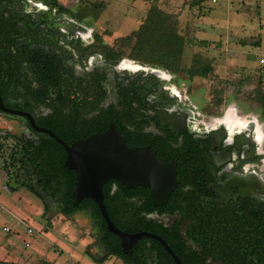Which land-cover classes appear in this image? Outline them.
Masks as SVG:
<instances>
[{"label": "flooded vegetation", "instance_id": "1", "mask_svg": "<svg viewBox=\"0 0 264 264\" xmlns=\"http://www.w3.org/2000/svg\"><path fill=\"white\" fill-rule=\"evenodd\" d=\"M61 7L49 0H0L3 187H32L28 152L63 157L64 164L60 142L69 147L113 125L128 148H148L173 165L176 180L165 200L113 179L102 187L119 230L149 236L123 254L124 264H264V124L233 109L206 123L182 102L169 75L109 58L88 19ZM68 175L56 174L59 211ZM34 184L35 196L46 204L54 200L45 184ZM89 201L95 204L84 199L73 208ZM101 245V258L109 256Z\"/></svg>", "mask_w": 264, "mask_h": 264}, {"label": "rangeland", "instance_id": "2", "mask_svg": "<svg viewBox=\"0 0 264 264\" xmlns=\"http://www.w3.org/2000/svg\"><path fill=\"white\" fill-rule=\"evenodd\" d=\"M57 2L76 17L87 18L101 40L100 47L118 52L121 60H131L130 46L121 40L140 28L151 8L173 16L177 33L184 39L182 72L161 71L171 77L182 102L196 107L206 123L233 109L240 118L253 117L264 124V0ZM204 66L210 69L206 78H190L186 72ZM31 176L33 187L37 178ZM100 238L89 212L66 217L57 210L55 200L46 204L28 189H5L0 175V260L124 264L114 256L101 258Z\"/></svg>", "mask_w": 264, "mask_h": 264}, {"label": "water", "instance_id": "3", "mask_svg": "<svg viewBox=\"0 0 264 264\" xmlns=\"http://www.w3.org/2000/svg\"><path fill=\"white\" fill-rule=\"evenodd\" d=\"M60 143L66 152L63 166L75 174L73 206L84 199L93 200L106 224L107 232L120 239L122 254H129L134 244L148 235H129L111 222L103 203L102 187L113 179L128 188L146 187L153 198L165 200L176 186L173 165L158 160L148 148H128L113 125H110L106 133L93 135L69 147ZM177 264L180 262L177 261Z\"/></svg>", "mask_w": 264, "mask_h": 264}, {"label": "trees", "instance_id": "4", "mask_svg": "<svg viewBox=\"0 0 264 264\" xmlns=\"http://www.w3.org/2000/svg\"><path fill=\"white\" fill-rule=\"evenodd\" d=\"M54 6L61 7L57 0H49ZM102 7V6H101ZM100 7V9H101ZM66 13H71L67 9L61 7ZM79 19L83 18L77 16ZM96 42L100 43L101 40L98 36L95 37ZM121 42L126 43L130 46L129 58L133 61L139 62L140 64L150 65L157 67L171 73L182 72L181 58L184 48V39L177 33V21L171 16L164 14L156 8H151L146 16L145 21L140 28L133 32L129 37L122 39ZM111 56L109 58H120L118 52L109 49ZM190 78L201 77L206 78L210 72L209 67H197L186 71ZM261 105L264 109V97H262ZM59 149V148H58ZM45 152L50 154L49 147L44 148ZM56 150V149H55ZM60 150V149H59ZM29 165L33 168L34 176L40 181L41 185L45 184L47 190L51 193V198L55 200L57 191L59 190V184H57L56 174L58 172L69 173L67 176V196L63 202L62 208L59 211L64 216H71L76 211H84L85 209L90 210V216L93 224L100 234V240L105 246L109 256H114L121 260L127 258L122 254V251L118 245V239L109 234L106 229V224L101 217L98 207L91 201L84 202L78 208H73V197L72 192L74 188V174L71 171H67L63 168V157L61 159L53 160L50 158H44L38 152H28ZM34 193L33 188L29 189ZM34 195H36L34 193ZM104 204L106 206V191L103 189ZM107 215L111 222L120 229L115 213L106 210ZM0 264H13L3 263Z\"/></svg>", "mask_w": 264, "mask_h": 264}, {"label": "crops", "instance_id": "5", "mask_svg": "<svg viewBox=\"0 0 264 264\" xmlns=\"http://www.w3.org/2000/svg\"><path fill=\"white\" fill-rule=\"evenodd\" d=\"M0 262H3V263H13V262H5L4 260H0Z\"/></svg>", "mask_w": 264, "mask_h": 264}, {"label": "built area", "instance_id": "6", "mask_svg": "<svg viewBox=\"0 0 264 264\" xmlns=\"http://www.w3.org/2000/svg\"><path fill=\"white\" fill-rule=\"evenodd\" d=\"M4 231L8 232V230H7V229H4Z\"/></svg>", "mask_w": 264, "mask_h": 264}]
</instances>
